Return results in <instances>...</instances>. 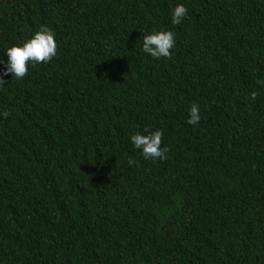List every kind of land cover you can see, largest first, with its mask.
<instances>
[{
  "label": "trees",
  "instance_id": "16d2710c",
  "mask_svg": "<svg viewBox=\"0 0 264 264\" xmlns=\"http://www.w3.org/2000/svg\"><path fill=\"white\" fill-rule=\"evenodd\" d=\"M41 26L56 56L0 85V264H264V0H0V58Z\"/></svg>",
  "mask_w": 264,
  "mask_h": 264
},
{
  "label": "clouds",
  "instance_id": "9594fccd",
  "mask_svg": "<svg viewBox=\"0 0 264 264\" xmlns=\"http://www.w3.org/2000/svg\"><path fill=\"white\" fill-rule=\"evenodd\" d=\"M188 9L183 4H177L171 13L173 25H180L187 17ZM142 51L154 60L171 58L175 48L176 36L170 30H153L150 34H142ZM6 60L0 58V85L6 83V77L12 80H22L29 72V68L41 63H47L57 54L55 32L48 26H41L22 43L15 44L4 50ZM201 120L200 107L193 103L188 109L186 123L197 125ZM163 132L159 129L150 131L145 128L143 132H136L130 136L131 144L139 150L145 160L165 159L167 147H162ZM129 166H135L137 161L128 158Z\"/></svg>",
  "mask_w": 264,
  "mask_h": 264
}]
</instances>
